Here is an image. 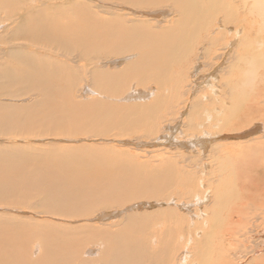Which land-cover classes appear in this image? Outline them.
Here are the masks:
<instances>
[{"label": "bare ground", "instance_id": "1", "mask_svg": "<svg viewBox=\"0 0 264 264\" xmlns=\"http://www.w3.org/2000/svg\"><path fill=\"white\" fill-rule=\"evenodd\" d=\"M44 1L0 0L2 19L28 16L0 25L13 42L0 48V139L28 141L0 145V264H195L213 241L205 228L233 246L248 212L264 213V178L228 193L223 165L264 170V137L213 136L264 123V0H62L71 14L34 9ZM83 138L136 139L124 145L141 151L31 143ZM230 196L246 201L229 211Z\"/></svg>", "mask_w": 264, "mask_h": 264}, {"label": "rangeland", "instance_id": "2", "mask_svg": "<svg viewBox=\"0 0 264 264\" xmlns=\"http://www.w3.org/2000/svg\"><path fill=\"white\" fill-rule=\"evenodd\" d=\"M98 4H100V3H98ZM106 5L107 6H110V7H113L115 9H122L125 13H128V14H130V16H133V13L128 10V9H130V7H126V6L119 7V6L113 5L111 3H108ZM50 6L60 7L64 12H67V13L71 14V9H72L71 3H63L62 0H45L43 3H39V4L35 5L34 6V9L44 8V7H50ZM0 13H1L0 14V25H1V27L4 26L3 29L4 28H7V27L12 29L13 27L16 26V24L23 23L27 19V17H28L27 14L24 13V9L22 7H20V12L18 14H16L12 19L10 17H7V19L4 20V19L1 18V15H2V17H4L5 16V14H4L5 12L2 10V11H0ZM56 16H58V13L56 14ZM14 21H17V22H14ZM8 33L9 32H4L3 34H0V48L6 49V48H9V46L13 44L11 38L9 37V35H7ZM0 63H3V61L0 60ZM14 65L17 68L20 67V64L17 61H16V63L14 62ZM1 83H2V81H0V84ZM18 88L19 87H15L14 90L17 91ZM7 98L6 99L9 100V97H7ZM10 101H12V100L10 99ZM19 101H21V100H18V102ZM24 101L23 102L26 103V100H24ZM12 102L15 103V101H12ZM185 113H183L181 115V120L179 122L180 129H182L183 123H184L183 120H182V116H183V119H187L186 115L188 116V113L189 112L187 111ZM260 123L261 122H255V124H254L253 127H256V126L259 125V126H261V128L259 130H256L255 132H253L252 135H249V137H247V138H246V135H243V134L246 133V131H248L251 128H253L252 127L253 124L250 125L249 128H246V124H244L240 128L233 129V130H230V131H225V132H222V133H218L219 134V135L217 134L218 136L214 134V136H213L214 138L213 139L215 140L214 142H216L214 144L219 145V144L223 143V144L226 145V143L231 144V143H239V142H242V141H244L243 143H246V141L251 140V139H263V137H264V125L263 124L264 123H261L262 125ZM177 135H179V134H177ZM202 135H201V137L204 136V135L203 136ZM232 135L233 136H235V135H242V136L237 137V138H228V139H226V138L225 139H222L221 138V139H215L216 136H217L216 138H218V137L232 136ZM253 135H255V136H253ZM209 136H210V134H209ZM198 137H200V136H198ZM252 137H255V138H252ZM187 138L181 136L179 139H177V141L180 142V143H187L188 142L190 144L191 142H193L194 140H196L195 137H193V139H192L191 138V135H189ZM189 138L191 140H189ZM84 139L85 138H83L81 140L80 139L79 140H70L68 142L65 141V142H62V143H61V141H54V140L53 141H45V142L31 141V143H38L40 145V144H44L46 142H51V143L60 142L59 144L61 146L62 145H65V144L68 145L69 142H71V144H69V145H73V144H76L77 145V144H81V143H86V144H91L92 143V144H96V145H107V144L109 145V143H110V145H114L118 149L130 150V151L136 152V153H138V151H141V150H138L140 148H137V147L135 148L134 146H130L129 147L127 145H124V142L126 140L127 141H136V139H129V138H121V139H116V140H114V139H109L108 140L107 139L108 141L106 140V138L95 139V140L94 139H91V140L90 139H85L84 140ZM175 140H176V137H175ZM12 142L13 143H18V142L25 143V142H28V141L13 140V141H9V142H4V141H2L0 139V143H1L0 145H1V147H4L2 145H12ZM217 143H219V144H217ZM161 148L163 149L164 147L162 146ZM161 148L159 147L158 149H161ZM166 149H169V148H166ZM178 149L184 151L187 154L186 156H189V157L191 155L190 153H192V156H194V157H199L200 156V154H198V152H199L198 147L188 148V150L187 149H184V148H180V147ZM211 160L212 159L210 158V160H207L206 161L207 163L204 162L201 165L203 167L204 164H207V166L206 165L204 166V169L206 171H208V170L210 171L211 170L210 168L212 166L209 165L211 163ZM262 161H264V158H263ZM214 163H215L214 167L215 166L216 167L217 166L219 167L220 162H214ZM197 164H199V160L197 161ZM223 166L226 167L225 169L223 167H221V169H224V172L226 170V174L224 173V175H225L224 179H226V182H220V185L219 186H222L223 185L224 188H225V191L228 192V193H232V192L242 193L244 191V189L246 188L245 187V184H246L245 182L246 181H247V183H249L251 185V188H253L258 182H261L263 180V178H264L263 175H262V174H264V170H261V168L259 166H257V165L255 167H258V169L254 167V168H252L250 170H247V171H246V168H243V169L242 168H235V173H234V170H232V166L231 165H230V167L227 166V165H223ZM227 167L229 169L228 171H230V172H227ZM250 171H251V174H249ZM242 175L247 176L246 177V180H242L241 179V176ZM220 179L221 178H219V181H220ZM213 180H217V185H218L219 181H218V174L217 173L214 174ZM201 188H203V186H201ZM243 196H244V194H243ZM211 199H212V195H211ZM242 199H245V201H246V198H244V197L230 196V198L228 199L229 200L228 204L230 206L229 207L230 208L229 211L231 209L237 208L242 203ZM263 199H264L263 197H257L256 198V200H263ZM210 201H212V200H210V198H209L208 204L206 202L202 206H205V207L207 205L210 206L211 205V202ZM184 202H187V201H184ZM184 202H182V203H184ZM176 204L178 205L180 203L176 200ZM128 206H131V205H128ZM158 207H159V205L158 206H155L152 209L149 208L148 213L150 211L151 212H155V210H157ZM125 208H127V207H125ZM103 211H100V212L96 213L94 217H91L88 220L89 221H90V219L98 220V218H100V216L103 215V213H102ZM122 211H125V209L122 208V209H108V210H105L104 213H107L108 212L107 214H110V215L113 214V215H111L112 218L106 219L105 221H102V222L103 223H107V221H108V223H112V222H115L114 219H116V221H119V219H120V217H121L122 214H120V217H117L116 215H118V212L121 213ZM144 211H147V210L144 209L143 211L141 210L139 212L140 213L141 212L144 213ZM115 212L117 213L116 215H115ZM128 213H131V212H128ZM248 213L251 214V215H249L251 217L248 216L249 220H250V218H252L251 221H250L249 227H246L245 232H240V231H243V228L242 227H244V226H241L239 228L240 230L239 229L237 230L238 231V234L236 235V237H237L236 240H238L237 241L238 243L235 241L234 244H233V246L226 247L225 250H224V252L221 249H219V248L216 247L217 246V243H219V241H220V234H221V232L223 233V229H221L220 227L219 228H216L215 227L216 229H211V228L210 229H206L205 228V231L208 230V234L202 235V237L204 236V239L205 240H206V238L209 239V237H210L209 240H213V241H212V243L210 245V248H209L210 250L209 249H206L204 247H202V249H201L205 253L206 252L207 253L209 252V254L206 253L207 254V257L204 260H202L201 262H198V261L195 260V264H216L217 262L219 264L221 262L220 261H217V258L220 257L223 253L229 254V250H230L231 247H233V248H231L233 251L236 252L238 250L237 253H239L238 256H235V253L233 251H230V252H232L230 254H232L234 256V258H232V259L235 262H237V263L232 262L233 260L231 259L230 260L231 264H264V245H263L264 244V240H263L264 239V213L261 212L262 215H259L260 214L259 211H256V213L254 211L253 212H248ZM96 216H97V219H96ZM112 219H113V221H111ZM109 220H110V222H109ZM100 222L101 221H99V222H94L93 221L92 223H95L96 225H99ZM76 223L79 224V222H76ZM251 223H252V225H251ZM244 237H246V241L241 240ZM240 240L242 241L241 243H240ZM214 242H216V243H214ZM34 248L35 247H33V249ZM38 249L39 248L36 247V251ZM196 250L197 249H195V252L194 253H196ZM259 250H261V251H259ZM33 254L35 255V253H33ZM188 256L191 258V255H188ZM193 256H194V254H193ZM193 256H192V259L194 261V257ZM88 257H91V256H88ZM190 258H188V260H190Z\"/></svg>", "mask_w": 264, "mask_h": 264}, {"label": "water", "instance_id": "3", "mask_svg": "<svg viewBox=\"0 0 264 264\" xmlns=\"http://www.w3.org/2000/svg\"><path fill=\"white\" fill-rule=\"evenodd\" d=\"M243 135H246V133H244Z\"/></svg>", "mask_w": 264, "mask_h": 264}]
</instances>
